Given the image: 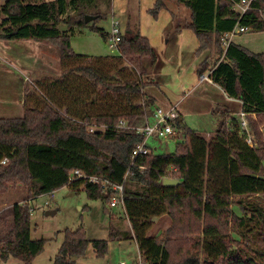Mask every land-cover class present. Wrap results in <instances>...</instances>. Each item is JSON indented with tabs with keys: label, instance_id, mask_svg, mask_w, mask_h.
Segmentation results:
<instances>
[{
	"label": "trees",
	"instance_id": "trees-1",
	"mask_svg": "<svg viewBox=\"0 0 264 264\" xmlns=\"http://www.w3.org/2000/svg\"><path fill=\"white\" fill-rule=\"evenodd\" d=\"M172 1L191 11L190 21L175 22L174 31L191 29L198 53L216 50L214 66L203 63L200 74L210 68V80L242 102L253 144L241 137L231 111L216 106L221 120L212 135L177 119L174 127L183 137L176 150L141 155L132 164L144 136L117 125L142 126L152 114L155 99L145 93L144 78L158 59L139 24L129 20L122 29L118 54L89 56L76 53L71 38L89 27L108 40L95 21L107 17L103 6L112 0H0V39L53 44L61 72L35 73L25 88L24 116L0 118V193L20 184L32 198L67 185L108 202L111 189L85 178L70 181V174L81 170L113 183L125 180L123 208L131 231L121 238L137 241L146 264H264V52L234 41L225 49L222 42L237 24L264 31V0L241 19L233 9L239 0ZM167 2L157 0L154 14ZM86 15L97 18L86 23ZM93 124L105 127L90 131ZM165 178L181 182L164 185ZM31 214L29 204L13 205L12 222L0 231V260L33 264L43 250L46 241L31 237ZM163 216L172 225L149 234ZM89 244L97 256L107 253L108 241L89 239L85 227L66 229L53 264H78L74 257L84 256Z\"/></svg>",
	"mask_w": 264,
	"mask_h": 264
},
{
	"label": "rangeland",
	"instance_id": "rangeland-1",
	"mask_svg": "<svg viewBox=\"0 0 264 264\" xmlns=\"http://www.w3.org/2000/svg\"><path fill=\"white\" fill-rule=\"evenodd\" d=\"M156 1L112 0L110 7L103 6L107 17L100 18L95 21V24L106 32L111 29L112 18L119 20L122 27H125L129 20L140 24L141 33L150 39L151 45L156 48L158 54L154 73L144 78L148 81L145 93L151 94L156 99V106L164 109L170 107L162 104L168 99L174 102L175 106L187 105L188 111L184 112L187 126L209 137L216 131L221 120L220 114L215 115L213 110H209V102H216L215 107L228 108L227 104L221 100L220 94L215 91L212 82L208 80L210 68L214 66L218 54L214 48L198 53L200 45L196 37L194 41L187 37L183 45H176L174 40L178 32L174 31V21L181 25L189 22L191 11L176 1L168 0L167 7L159 10L155 15L153 10ZM189 31L185 32L186 36L191 34L192 30ZM232 41L251 52H264V31L250 30L238 33L232 37ZM45 43L50 45L51 50L57 49L53 44ZM71 46L76 53L89 56L119 53L118 49L109 47L108 40L99 32L89 27L72 37ZM49 55L45 54L47 68L43 73L49 75L53 72L51 75H55L52 69H59L60 63L59 60H55V57ZM205 62L210 68L200 74V67ZM34 80L35 77L31 74L27 85L30 86ZM233 108L237 109L236 106ZM240 111H236L234 117L238 118L239 132L242 133L243 121ZM182 137L180 139L176 137L149 138L147 143L150 147H159L158 150H154L155 154L169 153L176 150ZM21 187L20 184H16L5 193H0V231L6 230L12 222L15 203L29 204L32 208L31 237L46 241L43 250L34 258L33 264H53L60 252L66 229L76 230L82 226L85 227L89 239L107 240L108 250L104 256H97L93 246L89 244L84 256L74 257L78 264H121V261L137 264L139 258L141 264H146L136 241L121 238V234L131 231V223L121 213L120 205L111 207L110 201L90 199L84 187L74 191L65 185L55 190L53 194L49 192L32 198L27 197L26 189L22 187V191ZM53 210L56 211L55 214H47L48 211ZM171 225V218L163 216L154 223L149 234L154 235L158 231L167 230ZM20 263L21 261L14 257H9L5 261L0 260V264Z\"/></svg>",
	"mask_w": 264,
	"mask_h": 264
},
{
	"label": "crops",
	"instance_id": "crops-1",
	"mask_svg": "<svg viewBox=\"0 0 264 264\" xmlns=\"http://www.w3.org/2000/svg\"><path fill=\"white\" fill-rule=\"evenodd\" d=\"M126 25L125 27H122L121 25V28L125 29ZM174 25H175V21H174ZM139 28H140V24H139ZM189 30L191 29L184 28L180 32H178L177 34L178 36H175V40H174V42H176V45H179V46L183 45L187 37L191 38L192 41L195 40L194 37L197 38L196 34L193 31L191 32V34L189 33L186 36L185 32ZM140 31H141V28H140ZM142 35L146 36L145 34H142ZM196 43L197 42H195V44ZM198 45H200L199 40H198ZM153 48L155 49L156 54H157L156 48L155 47ZM46 53L47 55L50 54L49 56L55 57V60L57 61L59 60V52L57 51V49L51 50L50 45L46 44L45 42L36 41L32 39H27V40L0 39V118H19V117L24 116V113H25L24 94H25V88L27 87V84L29 81V76L32 74L33 77H35L37 75L35 73L45 72L47 68L45 60H44ZM157 57H158V54H157ZM52 71H54L55 75H59L61 73L60 69L54 68L52 69ZM52 73L53 72H51V74ZM152 73H154V70ZM209 81L212 82V85L215 87V91H217L220 94L221 100L227 104L226 106H228L229 110L231 111V115H230L231 117H234L235 112L238 110L239 111L241 110L240 112L242 113V102L240 100L229 97L218 84L214 83L212 80H209ZM147 96L153 97L151 94H147ZM173 103L174 102H172L170 99L165 100V102H162L163 105H169V106L173 105ZM215 104L216 102L214 101L209 102V106H208L209 110L211 111L214 110ZM155 106H156V99H155L154 106L152 107L153 108L152 114L150 115L151 118H152L154 110L158 107V106L156 107ZM234 106H236L237 109H234L233 108ZM177 108L180 113L179 119L183 120V123L186 124L184 112L188 111L187 105L183 106L179 104L177 105ZM182 136H183L182 131L178 130V134L176 135V138L180 139ZM151 138L159 139L157 137H151ZM151 148H152L153 154H155L154 150L159 149V147L157 146H154ZM22 191H23V188H22ZM120 207H121L120 208L121 213L125 215L124 208L122 206ZM158 219L160 218H156L155 222L158 221ZM136 244H138L137 241H136Z\"/></svg>",
	"mask_w": 264,
	"mask_h": 264
},
{
	"label": "built area",
	"instance_id": "built-area-1",
	"mask_svg": "<svg viewBox=\"0 0 264 264\" xmlns=\"http://www.w3.org/2000/svg\"><path fill=\"white\" fill-rule=\"evenodd\" d=\"M257 0H239L236 2L234 6V10L238 12L240 19L250 10H252L253 3ZM260 17L264 21V10H260ZM255 30L249 26H244L237 24L231 31L227 32L224 37L222 38L223 47L225 49L228 48L230 42L232 41V37L238 33ZM121 22L115 18H112L111 21V29L108 32V45L111 49H118V44L121 40ZM208 80H210L208 76ZM180 113L177 109V106H170L169 108H161L157 107L152 115L146 117L145 123L142 126H129L126 122L120 121L118 128H124L136 131L138 134H142L144 136V140L136 146L133 150L132 158L134 161L138 156L141 155H149L153 154L152 148L148 146V139L151 137H164V138H172L176 137L178 131L174 127L175 122L179 119ZM241 120L243 121V131L240 133L241 137L250 145L253 144L252 136L250 130L248 128V124L245 118V114L241 113ZM97 127H105V125L97 126L96 124L91 125L90 131H94ZM180 133V132H179ZM6 159L2 161V164L6 163ZM77 178H85L88 179L89 182L93 184L100 185L103 189L108 190L111 189L113 192V196L110 200L111 207L115 206H123V199H124V187H125V180L120 183H113L108 179H105L102 176H89L84 174L81 170H75L70 174V181L76 180ZM51 194L54 191L50 192ZM121 264H127L125 261L121 262ZM137 264H141V260L139 258V262Z\"/></svg>",
	"mask_w": 264,
	"mask_h": 264
},
{
	"label": "water",
	"instance_id": "water-1",
	"mask_svg": "<svg viewBox=\"0 0 264 264\" xmlns=\"http://www.w3.org/2000/svg\"><path fill=\"white\" fill-rule=\"evenodd\" d=\"M96 18H97V16H94V15H86V16H85V22H86V23H89V22L95 20ZM263 133H264V129H263ZM180 182H181V180H179V179H175V178H165V179L163 180V184H164V185H176V184H178V183H180ZM55 213H56L55 210H53V211H48V212H47L48 215H53V214H55ZM74 259H75V258H74Z\"/></svg>",
	"mask_w": 264,
	"mask_h": 264
}]
</instances>
